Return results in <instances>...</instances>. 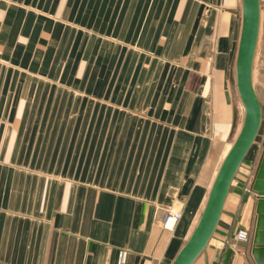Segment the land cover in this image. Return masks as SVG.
Returning a JSON list of instances; mask_svg holds the SVG:
<instances>
[{
	"label": "crops",
	"instance_id": "1",
	"mask_svg": "<svg viewBox=\"0 0 264 264\" xmlns=\"http://www.w3.org/2000/svg\"><path fill=\"white\" fill-rule=\"evenodd\" d=\"M241 21L242 0H0V264H171L241 128ZM49 47L76 52L71 121L40 119L63 113L48 104V82L65 80ZM253 78L262 131L195 264H256L264 0ZM65 144L87 146L70 169Z\"/></svg>",
	"mask_w": 264,
	"mask_h": 264
},
{
	"label": "water",
	"instance_id": "2",
	"mask_svg": "<svg viewBox=\"0 0 264 264\" xmlns=\"http://www.w3.org/2000/svg\"><path fill=\"white\" fill-rule=\"evenodd\" d=\"M261 9L262 0H242L241 32L236 57V85L244 106L243 123L219 166L193 231L171 264H195L206 251L220 222L232 182L260 132L263 123V106L255 88L253 69L260 35ZM252 190L257 195V217L251 236V252L256 264H264V141L252 181Z\"/></svg>",
	"mask_w": 264,
	"mask_h": 264
},
{
	"label": "rangeland",
	"instance_id": "3",
	"mask_svg": "<svg viewBox=\"0 0 264 264\" xmlns=\"http://www.w3.org/2000/svg\"><path fill=\"white\" fill-rule=\"evenodd\" d=\"M75 56H76V52L72 50L71 48L63 49V52H61L60 54L57 53L55 48H52V47L48 48V52H47L48 62L46 61L48 65H46V67L48 69L49 74L50 73L59 74V72H63L64 78H65V80L63 81H49L48 82L47 84V89H48L47 97L49 96L48 104L58 106V109H63V113L60 114L57 112H52L53 110L48 108L49 112L42 114L43 118L42 117L40 118V116L37 115V118H33V119L38 120L40 118L42 121L50 120V119L56 120V121H64V122L67 120L71 121L72 119L71 114L68 113L67 111H69L71 108L70 106L72 103V90L74 89L72 86L74 82L70 81V78L72 77L73 72L77 71V66L73 64V61H72V60H75V59H72V57H75ZM34 67H37V66L33 65L32 68ZM61 95H63V97ZM37 99L38 98H36V100ZM81 117H84L81 119H87L88 113H83ZM243 119H244V111H242V118L240 119L241 126L243 123ZM263 128H264V125H263ZM47 131L50 133L51 136H54V137L71 136V132H72L71 129H59V128H51V129H48ZM261 131H262V126H261L260 132ZM260 132L257 137H259ZM72 147H74V149L76 148L77 152L79 150L82 156L83 150L87 146L85 145L79 146L77 144L75 145L65 144L62 146L61 149H63V152H64L63 153L64 166L65 168H69V169L72 167H75V165L78 164L77 160H73ZM97 147L99 148L101 146H97ZM86 156H88V154ZM91 156H92L91 162L94 163L95 159H98V157L95 153H91ZM79 162H80V167H84V168L87 166V163H88L86 159L79 160Z\"/></svg>",
	"mask_w": 264,
	"mask_h": 264
},
{
	"label": "built area",
	"instance_id": "4",
	"mask_svg": "<svg viewBox=\"0 0 264 264\" xmlns=\"http://www.w3.org/2000/svg\"><path fill=\"white\" fill-rule=\"evenodd\" d=\"M262 140L264 141V134H263ZM181 216H182V213L180 211L176 209H169L164 218L165 227L169 229H173L176 223L180 220ZM236 238L239 240H248L250 239V233L247 230H240L238 231Z\"/></svg>",
	"mask_w": 264,
	"mask_h": 264
}]
</instances>
